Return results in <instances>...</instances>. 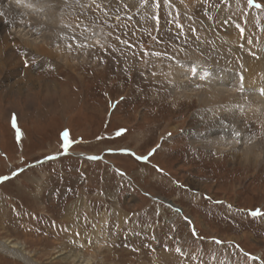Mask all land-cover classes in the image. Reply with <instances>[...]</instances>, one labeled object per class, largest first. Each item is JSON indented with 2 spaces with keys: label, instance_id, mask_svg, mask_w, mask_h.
Wrapping results in <instances>:
<instances>
[{
  "label": "rangeland",
  "instance_id": "1",
  "mask_svg": "<svg viewBox=\"0 0 264 264\" xmlns=\"http://www.w3.org/2000/svg\"><path fill=\"white\" fill-rule=\"evenodd\" d=\"M26 1L31 15L62 16L63 28L54 64L33 69L41 81L23 95L0 86V242L37 264H70L71 254L87 264H185L187 253L264 264V158L226 151L239 147L232 129L171 79L175 70L195 81L187 68L217 58V68L241 72L236 87L246 64L263 80L264 0ZM246 90V105L264 102ZM232 103L233 115L244 110ZM0 264L23 263L0 251Z\"/></svg>",
  "mask_w": 264,
  "mask_h": 264
},
{
  "label": "bare ground",
  "instance_id": "2",
  "mask_svg": "<svg viewBox=\"0 0 264 264\" xmlns=\"http://www.w3.org/2000/svg\"><path fill=\"white\" fill-rule=\"evenodd\" d=\"M20 1L24 2V0ZM36 1L30 0V3H36ZM52 1L54 2L55 0ZM37 3L39 5L38 1ZM56 4L67 7L73 5L71 1L65 0H57ZM66 10L68 9L66 8ZM32 13H35V6L21 5L19 0H0V86L8 87L10 94L18 93L23 95V88L41 81L33 71L34 67L38 65L37 67L41 69L48 68L54 64L57 58L54 48L57 47L56 34H59V28H63L61 22L58 24V20L62 16L53 14L51 10L43 14V16L31 15ZM41 17L44 18L42 19ZM63 18L68 20L67 17L63 16ZM50 28L52 29L51 31ZM60 42L64 43L63 41ZM246 66L248 68L247 77L241 80L240 85L242 87L238 86L249 88L253 85L263 89L264 82L260 83L259 79H257L256 67L252 64H246ZM256 66H258L257 62ZM205 77H196L197 80L190 81L189 79H182L173 70L171 79L175 90L179 88L184 92L189 91L198 98L201 103L200 112L211 111L213 115H219V119L223 123L221 124L220 122L218 126L220 130H225L228 127L232 129V135L235 138L233 143L239 147L227 148L225 149L226 151L232 152L238 158L237 160L241 162H255L259 158V154L264 158V102H258L254 98H250L249 102L247 100L246 105L241 98L244 92L234 89L236 83H233V78L231 77L223 79L222 81L224 82L220 81L221 83L219 80H215L212 84L209 81L206 83L205 79L207 78ZM229 84L232 85V89H230ZM46 88L49 91L55 90L49 85H46ZM198 88H201V91L195 92ZM245 93L249 94L248 92ZM232 102L238 103L244 110L233 115L229 105L232 104L233 108ZM229 137L231 138V135ZM207 146L213 147V144H208ZM244 146H247L250 152H248L246 147L243 150ZM257 151L260 153L257 154ZM0 251L4 255L9 254L16 259H20L23 264H37L22 252V246L20 245L0 242ZM67 258L70 259L67 260L70 264L89 263L80 254H71Z\"/></svg>",
  "mask_w": 264,
  "mask_h": 264
},
{
  "label": "snow or ice",
  "instance_id": "3",
  "mask_svg": "<svg viewBox=\"0 0 264 264\" xmlns=\"http://www.w3.org/2000/svg\"><path fill=\"white\" fill-rule=\"evenodd\" d=\"M248 2L251 4V3H253V0H248ZM97 7H99V5H97ZM255 7H257V8H261L262 6L260 5V4H255ZM67 133H65V136H64V139L65 140H67ZM66 147H67V145H65ZM142 159V158H141ZM251 215L252 216H259V215H261V213L260 212H256V211H254V212H252L251 213ZM194 235H195V233H193ZM77 235H79V234H77ZM218 243H219V241H217ZM89 243H91L90 241H89ZM81 247H83V245H81Z\"/></svg>",
  "mask_w": 264,
  "mask_h": 264
},
{
  "label": "flooded vegetation",
  "instance_id": "4",
  "mask_svg": "<svg viewBox=\"0 0 264 264\" xmlns=\"http://www.w3.org/2000/svg\"><path fill=\"white\" fill-rule=\"evenodd\" d=\"M225 203H226V202H225ZM211 205H212V204H211ZM218 205H219V204H217V205L214 206V207H216V208H215L216 211H217V209L220 210L219 207H218ZM222 207H224V206L222 205ZM230 208H232V210L230 211L231 213L235 212V213L237 214V210H236V209H238L237 207H235L236 209H234V206H230ZM220 211H221V210H220ZM233 220H234V221H238L236 217H234Z\"/></svg>",
  "mask_w": 264,
  "mask_h": 264
},
{
  "label": "crops",
  "instance_id": "5",
  "mask_svg": "<svg viewBox=\"0 0 264 264\" xmlns=\"http://www.w3.org/2000/svg\"><path fill=\"white\" fill-rule=\"evenodd\" d=\"M153 256H155V255H153ZM156 257H157V256H156ZM158 258H159V257L155 258V259H154V261H157V260H158Z\"/></svg>",
  "mask_w": 264,
  "mask_h": 264
}]
</instances>
